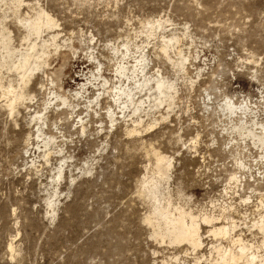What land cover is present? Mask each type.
Wrapping results in <instances>:
<instances>
[{"label":"rangeland","instance_id":"obj_1","mask_svg":"<svg viewBox=\"0 0 264 264\" xmlns=\"http://www.w3.org/2000/svg\"><path fill=\"white\" fill-rule=\"evenodd\" d=\"M11 1L0 0V24L11 32L13 45L23 48L27 45L21 38L26 32L15 14L20 5ZM21 1V18L32 17L36 8L54 18L60 27L51 33H59L58 43L63 47L50 55L45 70L31 77L24 106H19L20 112L17 109L19 115L10 112L9 98L0 92V264H219L216 254L210 256L211 243L217 241L207 236L208 226L203 225L205 245L198 253L186 242L170 244L168 239L154 235L155 229L146 221L152 203L140 193V180L147 169L153 172L151 153L156 149L174 160L167 186L170 191L164 192L171 195L173 208L185 209L198 218L221 215L227 208V214H233L239 224L246 219L248 225L259 220L257 207L245 206L234 190H224L229 188L228 176L235 167L230 155L221 149L219 138L227 139L221 133V122L204 110V90L214 85L219 95L227 92L241 101L251 97L253 103L264 105V0ZM157 20L167 27L165 35L174 33L181 38L169 54L176 60V53L182 50L189 57L186 73L179 72L163 56L159 48L161 29L151 37L146 34L148 24ZM51 33H44V38ZM126 43L131 49L148 43L145 51L149 52L151 73L159 70L179 86L175 111L171 109L169 117L153 130L140 127L135 135L130 134L131 121L122 114L115 127L111 126L105 115L106 102L97 114H88L85 100L71 97L97 71L90 60L92 53L100 57L104 76L115 81L112 48L124 50ZM190 78L198 81L192 86ZM1 79L4 90L9 83L18 84L17 75L7 70H2ZM50 88L79 105L67 113L47 114L49 124L57 122V141L65 148V155L72 157L70 171L61 179L56 170L61 158L54 150L52 159L45 161L43 144L35 139L37 127L32 121L48 100ZM87 91L86 97L97 93L91 86ZM78 115L90 122L86 134L80 131ZM197 133L199 154L192 143ZM213 136H217L219 147L213 144ZM54 188L59 196L52 209L47 199ZM254 234L243 228L245 238L260 245L262 234ZM218 243L227 245L221 240Z\"/></svg>","mask_w":264,"mask_h":264},{"label":"bare ground","instance_id":"obj_2","mask_svg":"<svg viewBox=\"0 0 264 264\" xmlns=\"http://www.w3.org/2000/svg\"><path fill=\"white\" fill-rule=\"evenodd\" d=\"M12 1L15 2L16 5L18 4L21 6L22 4L21 0ZM20 6L17 7L21 8ZM18 8L15 9V14L18 16L17 20L19 22V25L22 26V28H24L23 30L26 32H24V36L22 35L23 38H21V42H26L27 44H24L27 46H23L22 44L23 48H16L17 46L15 47L13 45L11 32L8 30V28H6V26H2L0 24V92L4 97L9 98L7 107L9 108L10 112L14 114H18L20 112V109H18L19 106H24L23 102L26 101V97L28 96L25 93V89L31 82V77L35 74V72H41V70L48 66V58L50 57V55L53 52L57 53L63 47L58 43V38L60 36L59 33L52 34L53 30L59 28L60 26H58L57 22L49 15V13H46L44 10L37 11L38 9L36 8V14H32V17H28L27 13V15L25 14L27 18H21L23 14L21 15V13L19 12L21 10H18ZM14 9H12L13 13ZM40 9L42 8L40 7ZM157 21H155L156 24H148L150 28L146 32V34H149L151 37L152 34H156V31L158 29H161L163 33L161 31L160 32L163 35L160 36L161 45H159V48L162 51L163 56L168 59L167 61H170L173 64V67H177L179 72L186 73L189 57H185L180 48L179 49L181 51L178 50V53H176L177 55H175L177 56L176 60H174L170 56L171 53L169 54L170 50L177 45L178 40H181V38L179 37V39L174 36L173 32V34H171L170 36L165 35L166 33L164 34V32L166 31L167 27H165L163 22ZM56 31L57 30H55L54 32ZM44 33L51 34L47 35V37L45 36L46 38H44ZM149 35H147V37ZM145 45L143 47L140 45H135V49H131L128 46V43H126L122 45L124 47V50H121L117 46L112 48L114 52L113 55L115 57V81L110 80L104 76L105 72L103 64L99 60L100 57L98 58L93 53L90 54V60L94 65H96L97 71H93L91 73L90 78L92 79H87L88 82L86 84L83 83L82 87L80 89L78 88L79 91H76L74 95L70 94L71 97H76V99L79 100H85V106L87 108L88 114L90 112H98L97 109L101 107V105L103 106L104 102H106L107 107L106 109H104L106 110L105 115L108 118L111 126L115 127L117 122L122 119H120L119 114H122L123 119L128 118V120L131 121V125L133 126V128L130 130V134L134 133L133 135H135V133H140V131H138L140 130V127H146L147 131V129H152L157 124H161V121H165L169 117L170 111L173 110V106L176 104L175 102H178L176 101L179 92V86L177 87L178 82L171 81L172 79L164 77L159 72V70L156 73H151V70L153 68L150 66L151 61L148 56L149 52L147 53L145 51L148 43L146 46ZM177 49L178 48L176 47L174 52ZM2 70H7L8 72L17 75V86L9 83L8 87L5 90L3 89L4 85L1 82L3 81L1 79ZM184 75L185 74H183L182 76ZM200 75H202L201 71L197 73V79L200 78ZM186 78L187 77H185L184 80H186ZM190 79L191 82L189 80H187V82L189 81L192 86L196 83V81H198L193 80L192 78ZM90 86L94 87L97 93L93 97H86L85 93L88 92L87 90L90 88ZM217 90L218 87H215L214 85L212 89L206 88L204 90V110L206 111V113L212 114V117L216 116V118H218L221 122V125H219L221 126V133L227 138L224 141L219 138L220 143L222 141L221 149L225 153H227V155L229 154L234 162L235 168L232 172L230 171L228 176L229 188L224 186L226 188L224 190L226 191V193L228 189L231 190V192L232 190H234L235 195L238 194L240 196L239 198L245 206L252 205L257 207V209L260 210L259 220L253 221L251 225H248L247 223H245L247 220L246 219L245 222L240 221L239 224V221L237 222V220L233 218V214H227V212H229L227 208L223 209V213L221 215L204 214L201 218L194 216V214H192L191 212H186L185 209L173 208L171 205V202L173 201L170 202L169 199V196L171 195L167 193L165 194L164 192H168L167 190L170 191V189H167L168 187H170L168 186V182L170 181L169 172H171L170 170L174 162H172V157L164 155V153L162 154L160 153V151L157 152L155 149V151L151 153L154 154L153 157L155 160L154 168L152 169L153 172L150 173L147 169V173L144 174L143 178L140 180V193L142 194V196L147 198L150 203H152V211L150 212V215L146 217V221L155 229L154 235L156 237L161 238V240L168 239L170 244H183L184 242H186L195 250V252H200L204 248V238L206 239V233L204 232V237V235L202 234V228H204L203 225L205 227L208 226L210 228L207 232V236H210L211 239L217 241L214 243L212 242L210 246V256L212 257L213 254L217 255L216 263L264 264V105H258V101V104L253 103L254 100L252 101L250 99L251 97L249 99L247 97L246 99L248 100H238L236 98L237 96H230L227 94V92H225V90H223L225 92L224 94L219 95L220 93L218 94ZM48 93V100L45 103L43 102L44 104L42 110L35 112V114L32 116V121L35 123L34 126L37 127L35 139L37 140V142L41 141L43 144L41 147H43L42 152L44 154L43 158L46 159L45 161L47 162L49 158L52 159L50 155H53L52 152H54V150H56V152H54V155L55 153H58L57 155H59V157L61 158L60 160H58L61 161V164L59 168L56 169L58 171V179H61L62 177L65 178V176H67V171H70L69 168L72 166L70 160L72 159V157L65 155V148L62 149L63 147L61 148V144H59V142L57 141V138L59 137H57V133L59 131L57 122L52 121V123L49 124L48 121H46L48 119L47 114H50V112L60 113L61 111H65L63 113H67L68 111L74 110L75 107L79 105L78 103L75 104V102H72L68 96L57 93V91H54L53 88H50ZM263 94L264 93H262V95ZM31 96L32 95H30L29 98H31ZM60 106L63 107L60 108ZM17 109L19 112L17 111ZM162 110H164L165 112H162ZM156 113L160 114L159 118L156 117ZM77 118H79L78 124L80 127V131L86 134L90 122L79 115ZM191 118L193 119V117ZM55 129L57 131L54 133ZM199 138V133H197L196 136L192 138V143L194 144V146L193 144L192 146L193 150H195V153H198V149L196 148H198L197 145L200 144V142L198 141ZM216 138L217 136H215L214 139L212 138L213 144L218 143V139ZM178 141H182V138L179 137ZM184 143L186 144V142ZM210 145L212 146V144ZM217 146L219 147V145ZM41 147L38 146V150H40ZM55 176H53L54 178L52 177V181H54L53 179H55ZM58 181L60 182V180ZM225 184H227V182ZM229 193L230 191L228 192V194ZM58 196L59 191L54 188V191L48 196L47 199V205L49 206V208L56 206V202H58ZM162 200H164L165 202L163 201V203ZM229 204L230 206L232 205L231 203ZM220 207L221 206H219V208ZM227 207L229 206L227 205ZM204 213H206V211ZM242 224L245 225V227L243 228H247V230L251 233V236L255 237V231H257L259 234H262L263 241L260 245H257L252 240L245 238V236L243 235V228L241 227ZM219 240L223 242L225 241L227 245L221 246V244L218 243ZM201 256L205 257L204 255ZM198 264L200 263L198 262Z\"/></svg>","mask_w":264,"mask_h":264}]
</instances>
